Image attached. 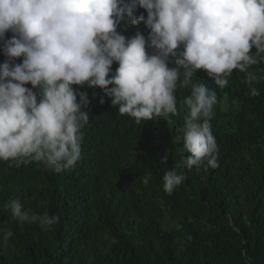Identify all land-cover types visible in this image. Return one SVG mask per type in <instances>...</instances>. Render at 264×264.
<instances>
[{"label": "clouds", "instance_id": "obj_1", "mask_svg": "<svg viewBox=\"0 0 264 264\" xmlns=\"http://www.w3.org/2000/svg\"><path fill=\"white\" fill-rule=\"evenodd\" d=\"M138 8L146 19L136 17ZM125 20L143 22L147 39L139 31L131 38L118 32ZM0 41L6 57L0 63V162L9 167L36 163L61 173L77 164L89 122L82 108L90 101L73 86L102 89L112 107L137 124L162 118L174 125L175 93L191 85L183 99L188 113L180 163L163 175V190L171 194L187 178L176 169L219 167L210 124L217 95L194 83L195 74L205 72L224 89L235 70L250 95H260L255 85L264 81V69L255 66L264 63V0H0ZM168 159L165 150L160 163ZM150 179L141 177L145 185ZM4 209L45 231L59 222L47 211L26 210L19 198ZM12 235L4 230L0 243L7 247Z\"/></svg>", "mask_w": 264, "mask_h": 264}, {"label": "trees", "instance_id": "obj_2", "mask_svg": "<svg viewBox=\"0 0 264 264\" xmlns=\"http://www.w3.org/2000/svg\"><path fill=\"white\" fill-rule=\"evenodd\" d=\"M141 14L146 19L138 8L136 17ZM117 31L126 38L149 35L143 22L122 21ZM2 47L0 41V63ZM242 77L234 70L224 89L203 71L193 77L217 95L210 124L219 167L176 169L187 178L171 194L163 190V175L180 163L183 99L191 85L175 93L174 125L162 118L137 124L102 89L73 86L90 101L82 108L89 122L77 164L55 173L36 163L0 162V240L4 230L13 233L7 247L0 243V264H264V81L252 97ZM165 150L169 159L162 165ZM16 198L59 222L45 231L13 219L4 205Z\"/></svg>", "mask_w": 264, "mask_h": 264}]
</instances>
